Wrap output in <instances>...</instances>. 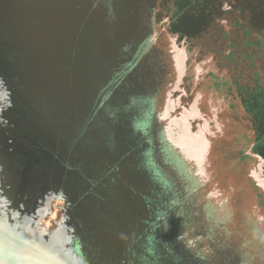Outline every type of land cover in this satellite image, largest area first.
<instances>
[{"label":"rangeland","instance_id":"rangeland-1","mask_svg":"<svg viewBox=\"0 0 264 264\" xmlns=\"http://www.w3.org/2000/svg\"><path fill=\"white\" fill-rule=\"evenodd\" d=\"M176 8L0 0V264H264V0Z\"/></svg>","mask_w":264,"mask_h":264},{"label":"bare ground","instance_id":"bare-ground-1","mask_svg":"<svg viewBox=\"0 0 264 264\" xmlns=\"http://www.w3.org/2000/svg\"><path fill=\"white\" fill-rule=\"evenodd\" d=\"M190 163L191 164L194 163V160L191 159ZM29 231H30V236H31V242L29 244L28 250L26 248L27 251L23 252V254L21 253L23 257L21 259L22 264H63L62 259L58 256L44 258V253L45 255H48L47 252H44L45 249L49 251L50 256L54 254L51 249H48L45 247L46 243H49V242L51 243V241H46V239L44 238H43L44 240L42 241V238L40 239L41 233L39 232L40 233L39 234L34 228L33 229L30 228Z\"/></svg>","mask_w":264,"mask_h":264},{"label":"water","instance_id":"water-1","mask_svg":"<svg viewBox=\"0 0 264 264\" xmlns=\"http://www.w3.org/2000/svg\"><path fill=\"white\" fill-rule=\"evenodd\" d=\"M256 155L260 159L264 160V157H262L260 154L256 153ZM58 194H59L60 197L66 199V196L63 195L61 190L58 192ZM66 201H67V203L69 205H71L67 199H66ZM41 238H42V241H43L44 239H43L42 235H41L40 239ZM49 241H51V240H49ZM73 241L75 242L74 246H76V248L79 247V245L76 244L77 240L74 239ZM58 257H60L62 259V263L63 264H88V262H87L86 258L84 257V255L81 252L77 251V249L74 250L73 252H69L68 251V252H65V253H61Z\"/></svg>","mask_w":264,"mask_h":264},{"label":"trees","instance_id":"trees-1","mask_svg":"<svg viewBox=\"0 0 264 264\" xmlns=\"http://www.w3.org/2000/svg\"><path fill=\"white\" fill-rule=\"evenodd\" d=\"M176 1V9L178 10L177 11V14L178 13H180V10L181 9H184V7L187 5V7H188V5H191V4H193L194 2H195V0H175ZM88 11V10H87ZM89 12L90 11H88V14H89ZM135 13V11H134V9H131V8H129V17L130 18H133V16L135 15L134 14ZM80 17H86L87 16V13H86V11L83 9V10H80ZM89 18H91V17H89ZM81 20H83V19H81ZM118 31V30H117ZM116 30H113V32H115V34H119L118 32H117ZM114 78V77H113ZM118 79L116 78V79H114V80H112L111 82L112 83H115L116 81H117ZM109 93V92H108ZM106 96H108V94H106ZM73 135H71V137H72ZM91 145H94V143L93 144H91ZM95 157H93V156H90V160H91V162H93V163H95ZM106 170V169H105ZM105 173H107L106 171H104ZM109 175H111V173H108ZM107 176V175H106ZM104 178H106L105 177V175H104ZM104 178H103V181H105L106 182V184L108 183H110V185H111V182L110 181H108V180H104ZM108 179V178H107ZM124 184V183H123ZM113 186V185H112ZM111 186V187H112ZM120 186V185H119ZM118 185L116 186V184L114 185V187H113V192H116L117 190H116V187H119ZM97 189H99V184L97 185ZM142 219H143V217H142Z\"/></svg>","mask_w":264,"mask_h":264},{"label":"crops","instance_id":"crops-1","mask_svg":"<svg viewBox=\"0 0 264 264\" xmlns=\"http://www.w3.org/2000/svg\"><path fill=\"white\" fill-rule=\"evenodd\" d=\"M154 32H155V35H154V37H155L156 34H157V32H158V28H157V27L155 28ZM154 37H153V38H154ZM207 84H208V82H207ZM226 99H227V98H225L224 102L227 103ZM231 101H232V100H231ZM233 101H234V100H233ZM234 102H235V104H238V102H236V100H235ZM228 103H229V102H228ZM220 107H221V106H220ZM220 107H218V108L221 109V110H222V108L225 109V110H227V107H228V106H227V104H226V106L221 107V108H220ZM236 109H237V107H236ZM236 111H237V110H236ZM236 117H237V116H236ZM239 117H240L239 119L242 120V117H241V116H239ZM237 118H238V117H237ZM240 124H241V125L238 124V126H237V128H238V129H237V130H238L237 133H239V134L241 135V138H244V139H245L246 137L248 138V140H249V141H248L249 146L247 147L246 151H251V146H252V145H251V139L253 138V131H251V129H250L251 126L248 125V124H242V123H240ZM245 135H246V137H245ZM237 136H238V134H237ZM245 140H246V139H245ZM62 193H63V192H62ZM65 195H66V194H65ZM66 199L69 200L68 197H66Z\"/></svg>","mask_w":264,"mask_h":264},{"label":"flooded vegetation","instance_id":"flooded-vegetation-1","mask_svg":"<svg viewBox=\"0 0 264 264\" xmlns=\"http://www.w3.org/2000/svg\"><path fill=\"white\" fill-rule=\"evenodd\" d=\"M205 120H206V122H208V121H210V118H208V119L205 118ZM214 120H217V119H214ZM217 122H218V120H217ZM210 123H211V122H208V125H209V126H211ZM219 123H220V122H219ZM200 125H202V124H201V123L199 124V122H195V127H196L195 130H193V126L191 125V126H192V130H191V132L194 133V132L200 131V130H201L200 128L202 127V126H200ZM202 129H203V128H202ZM215 132H216L215 135H217V137H219V136H220V132H221L220 129H219V127L215 129ZM252 149H254V146H253Z\"/></svg>","mask_w":264,"mask_h":264}]
</instances>
